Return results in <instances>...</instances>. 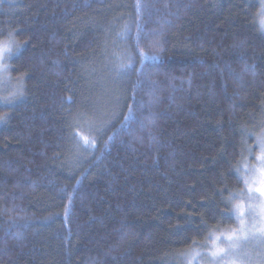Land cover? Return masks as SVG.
Returning <instances> with one entry per match:
<instances>
[{
  "label": "trees",
  "instance_id": "trees-1",
  "mask_svg": "<svg viewBox=\"0 0 264 264\" xmlns=\"http://www.w3.org/2000/svg\"><path fill=\"white\" fill-rule=\"evenodd\" d=\"M260 9L0 0V264H183L236 228L264 136Z\"/></svg>",
  "mask_w": 264,
  "mask_h": 264
},
{
  "label": "snow or ice",
  "instance_id": "snow-or-ice-1",
  "mask_svg": "<svg viewBox=\"0 0 264 264\" xmlns=\"http://www.w3.org/2000/svg\"><path fill=\"white\" fill-rule=\"evenodd\" d=\"M262 16H264V12H262ZM260 26L264 30V19L261 20ZM9 35L11 36V34ZM20 47V45H15L16 51H19ZM12 50L13 44L11 41L0 44V60L10 58ZM140 55L143 58L146 54L141 52ZM131 67V63H121L119 65L120 70H127ZM132 118L134 117L131 115L130 109V114L125 117V120ZM84 143L90 144L92 141L84 138ZM260 144L264 148V139L260 141ZM257 159L260 161L262 167L260 169H254L253 171L259 173L260 179L251 182L245 180V185L250 199L256 197V194H258V202L249 204L247 211L244 210V206L236 205L231 215L235 216L238 222L237 227L229 229L220 235L210 237L213 244L206 255L212 261V264H220L221 261H229L230 264H237V262L244 264L245 261H248L251 264L253 258L245 251L244 246L253 242L261 250V253H264V154ZM247 216L252 217L250 223L246 219ZM221 244H226L227 247H220ZM256 259L259 261V264H264V254L258 255Z\"/></svg>",
  "mask_w": 264,
  "mask_h": 264
},
{
  "label": "rangeland",
  "instance_id": "rangeland-1",
  "mask_svg": "<svg viewBox=\"0 0 264 264\" xmlns=\"http://www.w3.org/2000/svg\"><path fill=\"white\" fill-rule=\"evenodd\" d=\"M262 12H264V0H261V9H260V24H261V20L264 19V16H262ZM264 31V30H263ZM3 44V43H0ZM117 62H119V59H116ZM3 60H0V90L2 88H4L5 86V82L8 81L7 77L2 75L3 69H4V64H3ZM85 137H89V135L85 134ZM264 139V136L261 139H258V143H257V147H258V153L256 154V156L250 155L249 159H251V161L249 160V162H251L250 164L246 165L245 167L243 166L242 170H241V175L245 180H248L249 182L253 181V180H257L260 179L259 173L257 171H253L254 169H260L262 167L260 161L257 159L258 157H260L262 154H264V148L261 147L260 141ZM254 201L247 203V204H239L244 206V210L247 211L248 210V205L249 204H255L258 202V194H256V197H253ZM246 219L248 220V222L250 223L252 221V217L251 216H247ZM213 242H211L210 248L212 246ZM220 247H224L226 248L227 245L226 244H221ZM245 247V251H247L251 256H252V261L251 264H259V261L256 259V257L258 255H261V250H258V254L254 257V250L258 249L255 246V243H249L247 245L244 246ZM210 249L206 250L205 252H192V253H187L182 257L183 260V264H212V261L208 258V256L206 255L208 253ZM263 254V253H262ZM220 264H230L229 261H221ZM237 264H240V262H237ZM244 264H249L248 261H245Z\"/></svg>",
  "mask_w": 264,
  "mask_h": 264
},
{
  "label": "flooded vegetation",
  "instance_id": "flooded-vegetation-1",
  "mask_svg": "<svg viewBox=\"0 0 264 264\" xmlns=\"http://www.w3.org/2000/svg\"><path fill=\"white\" fill-rule=\"evenodd\" d=\"M264 254V253H263ZM257 264V263H256Z\"/></svg>",
  "mask_w": 264,
  "mask_h": 264
}]
</instances>
